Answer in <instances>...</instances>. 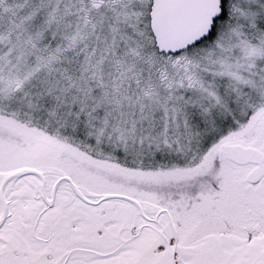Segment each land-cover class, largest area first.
Returning <instances> with one entry per match:
<instances>
[{"label":"snow or ice","instance_id":"6c2138e0","mask_svg":"<svg viewBox=\"0 0 264 264\" xmlns=\"http://www.w3.org/2000/svg\"><path fill=\"white\" fill-rule=\"evenodd\" d=\"M0 264H264V0H0Z\"/></svg>","mask_w":264,"mask_h":264}]
</instances>
